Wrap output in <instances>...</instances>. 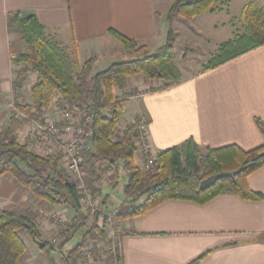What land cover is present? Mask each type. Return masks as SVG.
Wrapping results in <instances>:
<instances>
[{"label": "crops", "instance_id": "0c3cea01", "mask_svg": "<svg viewBox=\"0 0 264 264\" xmlns=\"http://www.w3.org/2000/svg\"><path fill=\"white\" fill-rule=\"evenodd\" d=\"M247 1L240 0L241 10ZM232 3L229 0L223 10L206 12L188 22L211 29L215 36L211 52L235 36L230 19L239 17L241 10L239 16L232 15ZM169 7L164 10L160 28L156 0H0V133L12 116L22 124L15 133L21 144L35 128L23 113L12 109L15 102L33 104L31 89L38 76L29 74L20 90L14 88L17 70L12 57L25 51V45L10 27L8 13L35 16L47 35L64 46L74 60L81 64L92 60L95 70L100 71L122 61L116 55L123 48L110 30L137 41L148 53L165 43ZM236 29H241L239 22ZM183 77L180 85L155 91L161 83L142 76L130 78L121 127L145 121L153 155L189 139L202 149L237 145L249 151L264 143L255 122L256 118L264 121V45L213 70ZM54 100L41 113L45 122L62 121ZM110 176V180L118 177L114 171ZM248 184L263 195L262 200L247 201L233 194L220 195L202 205L167 200L145 215L118 221L112 247L119 245L122 264H191L198 259V264H264V167L248 177ZM38 204L12 175L0 177V215L18 208H36ZM41 213L47 218L49 213L63 215L65 220L63 216L59 220L68 225L74 216L71 209L60 206ZM49 223L55 229L53 236L60 233L58 225L45 219L41 223L42 241H54L60 248L67 238L57 242L51 227L46 226ZM22 237L27 251L19 264H65L62 253H46L25 233ZM52 253L60 254L59 259Z\"/></svg>", "mask_w": 264, "mask_h": 264}, {"label": "trees", "instance_id": "16d2710c", "mask_svg": "<svg viewBox=\"0 0 264 264\" xmlns=\"http://www.w3.org/2000/svg\"><path fill=\"white\" fill-rule=\"evenodd\" d=\"M228 6L229 0H176L169 7L168 15L169 18L180 17L189 22L206 12L214 13ZM7 20L25 45V51L12 58L17 70L14 81L16 91L25 85L30 72L36 73L38 80L31 89V99L38 110L49 108L53 98L60 95L69 104H77L82 113L90 118L92 137L81 151L86 173L84 185L93 194L101 196L102 206L93 218L84 214L73 174L60 167L59 157H41L21 144L15 136L21 121L12 116L0 133V177L12 175L39 204L36 208H18L0 215V264H19L27 251L23 233L34 242H43L45 251L62 253L65 264H77L87 242L106 234L109 218L106 209L110 198L109 195L102 196L103 188L95 187L106 170L114 171L118 177L121 172L128 177L124 195L130 206L115 213L117 220L145 215L167 200L202 205L224 194L237 195L247 201L263 199L262 194L250 188L248 177L264 167V143L249 151L237 145L202 149L189 139L180 146L153 155L150 148L146 150L143 142L138 146L140 133L136 124L120 129L130 78L142 76L161 83L154 91L166 90L183 82L172 30L168 31L165 44L153 53L144 52L145 46H139L137 41L110 30V35L127 51L139 55L96 71L92 60L84 64L72 60L67 50L47 35L46 28L35 16L23 17L19 11H14L8 13ZM238 22L242 24L241 29H236ZM230 25L235 29V36L220 44L201 72L218 68L264 45V0H248L240 16L231 17ZM185 50L183 59L189 52L187 48ZM15 104L21 113H31V105ZM255 122L264 137V121L256 118ZM137 155L142 161H139L140 165ZM152 159L154 164L147 169ZM103 164H106L105 169ZM238 170L241 172L235 178L220 180L205 191L200 189L201 182L208 177ZM59 206L71 209L74 216L69 225L58 224L60 235L67 240L56 248L54 241H42L41 223L48 218L41 211L51 212L53 207ZM78 232H83L80 243L68 250L66 255L63 254L65 244L71 242ZM109 252L106 264H122L119 245L116 244ZM198 262L199 259L191 264Z\"/></svg>", "mask_w": 264, "mask_h": 264}, {"label": "rangeland", "instance_id": "374dc122", "mask_svg": "<svg viewBox=\"0 0 264 264\" xmlns=\"http://www.w3.org/2000/svg\"><path fill=\"white\" fill-rule=\"evenodd\" d=\"M175 1L176 0H156L157 11L159 14L157 17L159 19L158 24H159L160 28L163 27V23H164V21H162V18L165 15L164 10H166L167 6H171V4L174 3ZM232 2L233 3L231 6V14L239 16V12L241 10L240 9V0H232ZM166 16L168 18L170 17L168 14ZM222 17H226V16L223 15ZM168 20H169V21H167L168 31L172 30L174 33V38H175V42H176V51H177V54H178L179 60H180L179 61V67H180L182 73L186 76H191V75H194V74L201 72V70L203 69V66L210 61L212 54L220 46L219 45L214 52H211L214 49V44L211 45L214 42V39H213L215 37L214 33H212L211 29L207 30L206 26H202L201 23L199 25V24H191L192 22L190 24H188V22H186L187 24L185 25V24H183V20L180 17L169 18ZM239 26L241 27V23H239ZM203 27H205V28H203ZM119 43L120 42H118V45L121 48H123V51L125 52V54L121 50L120 53H117V55H116V56H118V59H122V61H124V60L132 59L133 57L139 55V54H136L134 52L127 51L123 47V45L121 43L120 44ZM164 44L165 43H160V46H162ZM139 46H140V44H139ZM186 48L189 50V52H187L186 58L183 59L182 56L184 55ZM67 52H68V50H67ZM68 54L70 55L71 59L74 60L69 52H68ZM74 61L78 62L77 60H74ZM105 66L106 65L101 66V69L104 68ZM30 74L37 75L36 73H31V72H30ZM34 77L35 76H32V78H29V83H31L30 80L33 79ZM12 109L14 111L15 110L18 111L17 108H15V107H13ZM41 113L42 112L40 110H38L37 107L32 104L31 105V113L29 115L24 114L25 117L27 118V119H25V118L24 119L28 122V124H31V122H33L32 118L33 117H35V118L41 117ZM21 125H19V126H21ZM120 129L122 130L123 127H121ZM27 133H28V131L25 134L27 135ZM24 137H25V135H24ZM139 156L137 155V163L140 165V162H142V161L140 160ZM142 167L143 166H141V168ZM117 180H119V181H117ZM127 182H128V177L123 175V173L121 172L119 177H117L116 180L112 179L110 181V184H109V182L106 185L101 184L103 188L109 186L107 188V191L102 192V196L105 197L106 195H109V198H110L109 205L106 209L107 210L106 211L107 216L110 217V218H108V226L106 228V234L104 236L98 237L95 240L90 239L87 242V244L84 246V248L80 252L77 264H106L108 254L110 253L109 251L112 249V242H111L112 240L109 238L111 235V232H112L111 230H113V232L117 233V229H116L117 224L116 223H118V221H120V220L116 219L115 213L118 210L122 211L124 209H127L130 206L127 203V200H126L125 195H124V189L126 187ZM101 206H102L101 202L98 203V205L96 206L98 208V211L101 209ZM98 211H97V213H98ZM83 213L92 217V218L97 214L96 213L95 215L92 216V213L88 212V210H84ZM55 215H56V213H54V214L49 213L48 219L54 221V223L56 225H58L59 223H63L61 220H59V218L63 215H61V216H58V215L55 216ZM62 218H63V220H65L64 216ZM51 225H52L51 223L46 224V226L49 228L51 227ZM110 225H112V229H110ZM50 229H51V231H53V233H51L53 236L55 233V229L52 227ZM85 231L86 230H84L83 232H85ZM56 233H57V231H56ZM82 233L78 232L76 234L75 238L70 242V244H68L64 248L63 254L66 255V252L68 250H70L75 245L80 243V241L82 239ZM53 237H56L55 240H57V242L64 239L63 237L60 236V233L58 236L56 235ZM49 251L50 250H46V253H48ZM52 255H53V253H52ZM53 256L56 258L58 257V259H59L60 254H54ZM63 263H65V262H63Z\"/></svg>", "mask_w": 264, "mask_h": 264}, {"label": "built area", "instance_id": "2783aa9c", "mask_svg": "<svg viewBox=\"0 0 264 264\" xmlns=\"http://www.w3.org/2000/svg\"><path fill=\"white\" fill-rule=\"evenodd\" d=\"M53 100L55 107L62 115V121L45 122L41 117H33L35 128L27 136L24 145L27 146L30 152L41 157L48 158L54 156L61 159L63 167L68 169L77 181L83 211L88 210L93 216L98 211L96 206L101 202V196L99 194H93L85 187L84 178L86 177V173L83 169L84 159L81 156V151L92 137V131L90 129L91 120L85 113H82L83 111L78 108L77 104H69L62 96L57 95ZM42 111H45V108H42ZM134 124H136L140 133L138 146L143 142L145 144L144 147L148 150L150 146L148 143L149 134L147 123L142 121L141 123L134 122ZM153 164L152 159L146 168H150ZM105 166L106 164H103L102 168L105 169ZM110 173L111 170H106L102 174L99 182L97 181L95 183V187L101 189L103 188L101 184L106 185L108 182L110 184ZM110 229H112V225H110ZM111 231L109 238L113 241L117 233L113 232V230ZM111 264L121 263L113 262Z\"/></svg>", "mask_w": 264, "mask_h": 264}, {"label": "water", "instance_id": "95a60500", "mask_svg": "<svg viewBox=\"0 0 264 264\" xmlns=\"http://www.w3.org/2000/svg\"><path fill=\"white\" fill-rule=\"evenodd\" d=\"M240 172L241 171L238 170V171H233V172L219 173V174L210 176L201 182L200 189L202 191L208 190L211 187H213L218 181L223 180V179H233L237 175H239ZM35 243L38 245L40 249H43L45 247V244L39 240H35Z\"/></svg>", "mask_w": 264, "mask_h": 264}]
</instances>
